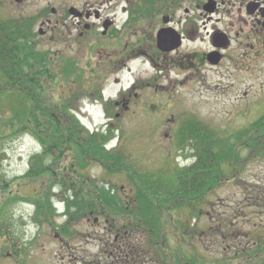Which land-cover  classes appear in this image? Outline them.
<instances>
[{
    "label": "rangeland",
    "instance_id": "1",
    "mask_svg": "<svg viewBox=\"0 0 264 264\" xmlns=\"http://www.w3.org/2000/svg\"><path fill=\"white\" fill-rule=\"evenodd\" d=\"M73 1L77 0H28L20 12H4L0 16L4 22L24 27L30 48L38 57H46L52 63L57 77L64 74L59 58L64 45L59 41L55 24L61 15L62 4H72ZM127 3L142 4V0H114L111 6L115 11L107 12L108 17H114L119 33L116 41L110 43L117 44L118 50L124 44L133 46L140 42L135 36H146L150 42L154 41L156 23L162 15L157 0L156 5L143 13L145 20L139 11L129 13L132 21L126 11H121ZM222 15L218 16L223 17L220 24L211 25L226 31L234 39V34L241 29L228 26L233 15ZM242 30L249 31L244 27ZM235 42H232L230 52L235 53ZM102 43L107 40L99 42L105 49L107 46ZM119 43L122 47L118 46ZM138 46L142 51L148 49L146 44ZM190 47L205 49L206 45L196 42ZM96 52L98 60L104 59L100 57H104L105 51L98 49ZM89 54L83 49L65 55L68 64L78 65L67 68L68 82L61 78L64 83H71L77 76L84 85V69L91 68L86 64L94 62ZM97 65L98 69L104 67ZM239 69L236 60L226 55L221 70L206 67L200 72H172L169 81L174 82L173 86L167 87L168 82H162L164 87H160L150 66L138 58L124 66L118 76L109 74L111 76L105 77L101 84L73 95L75 105L79 107L74 116L79 128L90 134L101 133L107 138L103 144L98 141V146H104L105 152L119 153L125 166L137 170L140 178L147 179L145 175L159 177L167 188L172 186L170 181L176 171L194 160L190 147L180 150L181 144L177 142L185 121L201 125L205 130L201 131L204 138H228V146L235 145L234 139L241 133L254 139L264 138V119L260 121L264 117V57L252 62L248 72ZM116 78H119L118 84H115ZM133 86L134 89L130 90ZM121 88L127 90L126 93H119ZM99 95L103 96L104 102L109 99L107 105L96 100ZM25 110L19 94L0 96V264H88L93 260H104L108 249L101 246L97 237L103 232H98L101 227H95L92 220L97 215L109 214L108 205L96 196L95 201L103 205L96 208V202L89 194L91 189L77 188L79 184L71 178L84 180L86 186H94L97 193L103 190L109 196H115V203L119 202V197L121 200L124 197V201L136 197L132 185L126 176L111 175L94 163L84 168L80 164L69 166L71 155L43 158L42 148L32 134L18 132L14 115L24 119ZM147 117L156 119L148 121ZM215 146L219 150L221 142L214 141ZM233 147L238 158L246 156L248 149L237 144ZM222 162L224 183L207 195V203L199 213L192 215L188 211H179L176 215L167 210L163 212L161 221L155 224L157 238L152 239L157 250L147 253L150 256L146 257L147 264L248 263L240 260L246 250V256L252 253L251 241L247 244V237L255 240V231L264 234V154L245 164L241 162L242 168L236 167L235 171L231 160ZM31 168L33 176L28 177ZM45 169H49L47 175L42 173ZM66 203L69 204L68 210ZM145 207L150 211L148 206ZM114 210V213H122L120 208ZM130 212L126 214H132ZM149 213L145 215H151ZM219 226L225 231L224 244L216 235ZM87 234L96 237L93 239ZM154 244L143 239V247ZM255 258L252 256L251 259L254 261Z\"/></svg>",
    "mask_w": 264,
    "mask_h": 264
},
{
    "label": "trees",
    "instance_id": "2",
    "mask_svg": "<svg viewBox=\"0 0 264 264\" xmlns=\"http://www.w3.org/2000/svg\"><path fill=\"white\" fill-rule=\"evenodd\" d=\"M23 31H25L24 27L4 22L0 18V96L4 93H17L22 97L26 107V117L21 119L16 114L14 115V119L18 121V132L29 131L32 134L42 148L43 158H61L71 155L69 166L80 164L84 168L86 165L94 163L107 170L111 175L126 176L136 194L133 200L129 199L130 202L127 205L120 197L117 199L119 202L115 203V196H109V193L103 190L100 192L101 194L97 193L94 186H86L88 184L82 179L71 178V181H76L79 184L77 188H81V190L91 189L89 194L92 201L96 202V208L98 205H102L95 201L98 196L108 205L109 214H118L114 213L116 212L114 209L119 208L122 213H129L132 210L130 213L137 216L129 220L137 225H131L130 228L141 232L144 230L147 243L149 240L150 244H154L152 239L157 238V234H155L156 228L153 225L161 221V217L149 218L148 216L163 214L166 210L176 215H179V211H188L192 215L199 213V210L203 209L207 203V195L209 196L224 183L221 170L222 161L231 160L233 171H235L236 167L242 166L241 162L245 164L252 161V158L256 159L264 154L263 137V139H254L250 136H243L244 133L236 135L234 142L248 149L244 158H238L234 151L235 147H233L236 144L228 146V138L224 140L212 139L213 136L204 138L201 132L204 129H201V125H194V121H183L184 124L178 134L177 142L179 141L181 144L180 150L190 147L193 152L192 159H194L192 164L177 170L176 175L170 181L172 186L167 188L159 177L152 178L150 175H145L147 179L140 178V173L137 170L134 168L131 170L128 168L129 166H125L119 153L109 154L105 152L104 146H98V141L103 144L107 139L103 134H90L78 127L79 124L74 113L79 107L75 105L76 100L73 95L79 93L80 90L83 91L81 78L76 76V79L71 83H64L62 77H57L54 73L52 63L46 57H38L32 47L30 48L25 37L26 33ZM77 80H79L78 83ZM101 80L102 77L98 76L97 83H100ZM77 85L79 88L76 87ZM67 97L68 99H66ZM99 99L98 97L97 100ZM263 119L264 117L260 121ZM183 136H185V140ZM214 141L221 142L219 150L216 146L214 147ZM219 157H223V159L221 160ZM47 170L49 169L41 171L43 175L49 173ZM27 176H33L32 168ZM66 183L64 186H67ZM159 189L161 190L159 191ZM66 199L69 198L66 197ZM262 203L264 204V201ZM65 206L68 210L69 204L66 203ZM145 206H148L150 211L145 209ZM145 210L151 215H145L148 213ZM143 211L144 213H142ZM120 220L123 219L114 221ZM140 223L147 224V226H142ZM216 235L220 236L218 239L222 241L225 238V231L221 230L219 226ZM254 236H256L255 240L250 236L247 237L249 242L251 241L249 246L254 245L251 249L252 253L246 256V250L245 256L240 255V260L244 262L246 260L250 264H264V234L257 232ZM177 251L180 252V249ZM252 256L256 257L254 261L251 259Z\"/></svg>",
    "mask_w": 264,
    "mask_h": 264
},
{
    "label": "flooded vegetation",
    "instance_id": "3",
    "mask_svg": "<svg viewBox=\"0 0 264 264\" xmlns=\"http://www.w3.org/2000/svg\"><path fill=\"white\" fill-rule=\"evenodd\" d=\"M27 2L28 0H0V16L4 12H20L19 9L27 6ZM113 2L114 0H101V2L98 0H77L73 1L72 4H62L61 15L55 26L58 29L59 41H62L64 45L62 51L59 52V58L64 67L62 78L65 82H68L66 79L67 68H75L78 65L75 63L68 64L65 55L83 49L90 53L89 55L93 57L94 61L92 64H86L91 68L84 69L83 90L91 89L97 84L98 76L102 77L99 84L104 81L105 77L111 76L109 74H117L118 76V72L120 73L124 66L127 67L129 63L137 61L138 58H142L144 63L150 66L153 74H155L154 80L157 85L164 87L162 82H168L167 87L169 85L172 87L174 82L169 81V74L172 72L174 74H178L180 70L200 72L206 67L221 70L226 55L229 59L234 58L236 60L240 72H248L252 62L264 57V0H158L159 7L162 8V15L160 21L158 20L156 23L157 29L154 32V41L150 42L146 36H144L145 38L135 36L137 41L140 42L133 44V46H128L127 43L123 47L119 43L118 46L122 47L120 50H118L117 44L113 46L114 43H110V41H116L119 34L116 31L114 17L110 18L107 15V12L115 11L111 6ZM127 4L121 11L128 13V19L132 17L129 13L139 11V15L141 14V18L145 20L143 13L156 5L157 0H142V4ZM223 13L231 15L234 13L233 16H230L231 23L228 26H239L241 29L234 34V39L226 31L216 28V25H211L212 23L220 24L223 20ZM220 15H222L221 18H218ZM20 19L22 18L20 17ZM126 23H124V26ZM124 26H122V29ZM243 27L248 28L249 31L244 32ZM159 33H166V36L171 35L174 39L173 43L166 40L162 49H159L157 47V35ZM102 40H107V43L102 44L109 47L110 50L107 47L102 49L103 46L99 44ZM235 40L234 53L229 50H231L232 42ZM196 42L205 44L206 48H191L190 46ZM138 44L148 45L147 51L139 50L140 46ZM98 49L105 51L104 57H100L104 59L98 60L96 58ZM97 64H102L104 67L98 69ZM118 83L119 78H116L115 84ZM76 87L79 88L78 85ZM134 87H128L127 89L131 88L130 90H133ZM126 91L121 88L119 93H126ZM100 92L103 93L104 90ZM99 98V102H103L104 105L108 104L109 99L104 102L103 96L99 95ZM153 119H156V117H147L148 121ZM122 201L126 205L130 202L129 199L128 202L124 201V197ZM102 216L97 215L94 217L92 223L95 227H101L98 232H103V235L97 236L98 242L101 243L103 248L108 249V255L100 262L93 260L88 264H147L146 257L149 256L147 253L152 252L154 249L157 250V244L145 246L148 250L146 252L145 247H143V239L146 236L144 230L141 232L130 228L131 225L134 226L137 223H132L129 219L137 215L122 213L103 214ZM163 216L164 214H155L148 217L158 218ZM101 219L103 222H101ZM115 219L123 220L114 221ZM140 224L147 226L144 223ZM153 226L156 227L155 224ZM94 233L96 234V232ZM95 234L93 236L87 234L86 236L95 239ZM246 242H249L248 238ZM221 243H225L224 238Z\"/></svg>",
    "mask_w": 264,
    "mask_h": 264
},
{
    "label": "water",
    "instance_id": "4",
    "mask_svg": "<svg viewBox=\"0 0 264 264\" xmlns=\"http://www.w3.org/2000/svg\"><path fill=\"white\" fill-rule=\"evenodd\" d=\"M166 33H159L157 35V47L159 49H162V46L165 44V41L168 40V42L173 43L172 41L174 40L171 35H165Z\"/></svg>",
    "mask_w": 264,
    "mask_h": 264
}]
</instances>
